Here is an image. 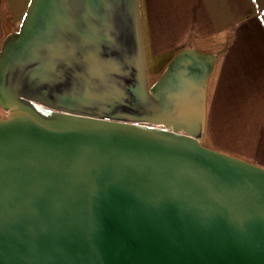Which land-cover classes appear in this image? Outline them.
<instances>
[{
	"label": "water",
	"instance_id": "water-1",
	"mask_svg": "<svg viewBox=\"0 0 264 264\" xmlns=\"http://www.w3.org/2000/svg\"><path fill=\"white\" fill-rule=\"evenodd\" d=\"M215 62L150 86L140 0H30L0 52V264H264V167L201 142Z\"/></svg>",
	"mask_w": 264,
	"mask_h": 264
},
{
	"label": "crops",
	"instance_id": "crops-1",
	"mask_svg": "<svg viewBox=\"0 0 264 264\" xmlns=\"http://www.w3.org/2000/svg\"><path fill=\"white\" fill-rule=\"evenodd\" d=\"M29 3L0 0V52L6 38L20 29ZM140 3L147 65L167 58L160 75L181 50L216 56L201 142L263 167L264 0Z\"/></svg>",
	"mask_w": 264,
	"mask_h": 264
},
{
	"label": "rangeland",
	"instance_id": "rangeland-1",
	"mask_svg": "<svg viewBox=\"0 0 264 264\" xmlns=\"http://www.w3.org/2000/svg\"><path fill=\"white\" fill-rule=\"evenodd\" d=\"M162 58L161 61H158L156 64H152V62H150L149 65H147V70H148V79H149V84L150 86L159 78L158 76L160 75V70L161 67L164 65L163 63L165 62V60L167 58H163V57H159V59ZM147 62V59H146ZM8 113V110H6L1 102H0V117H5ZM205 140H203L204 142ZM264 167V166H263Z\"/></svg>",
	"mask_w": 264,
	"mask_h": 264
}]
</instances>
